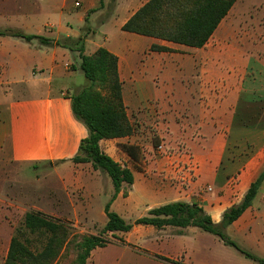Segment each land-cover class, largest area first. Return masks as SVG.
<instances>
[{
    "label": "crops",
    "instance_id": "1",
    "mask_svg": "<svg viewBox=\"0 0 264 264\" xmlns=\"http://www.w3.org/2000/svg\"><path fill=\"white\" fill-rule=\"evenodd\" d=\"M99 1L0 0V31L56 42L89 28L84 54L105 48L117 56L134 133L100 147L115 162L134 164L154 150V136L165 154L143 172L129 168L134 183L111 211L130 221L184 202L221 223L264 174V0H238L201 48L123 31L150 0H104L101 8ZM87 84L76 47L0 36V188L10 175L24 179L47 167L58 189L92 195L86 181L100 171L73 162L89 131L73 113L72 96ZM124 146L135 147L136 158ZM225 233L264 260V179ZM121 239L94 249L87 264H261L196 227L135 225Z\"/></svg>",
    "mask_w": 264,
    "mask_h": 264
},
{
    "label": "trees",
    "instance_id": "2",
    "mask_svg": "<svg viewBox=\"0 0 264 264\" xmlns=\"http://www.w3.org/2000/svg\"><path fill=\"white\" fill-rule=\"evenodd\" d=\"M237 1L150 0L131 17L122 30L192 48H201L213 36ZM99 2L101 8L104 0ZM96 10L90 11L89 14ZM90 32V29L86 28L84 35L77 40L64 39L56 42L44 37L27 35L18 30L0 31V36L15 37L26 42L39 40L45 46L57 45L69 49L76 47L80 52L81 70L88 85L72 96V109L75 117L87 127L89 136L81 142L80 152L73 162L91 163L95 170L107 174L112 181L115 190L113 198H115L124 184L133 185L134 173L105 154L100 142L129 137L134 133V127L129 121L123 101V85L117 56L105 48L98 49L92 55L84 54L85 40ZM153 49L170 51L166 47L154 46ZM123 148L136 158L135 147ZM263 179L264 174L251 185L239 204L224 213L223 220L219 224H215L205 210L196 204L170 203L151 210L148 216L133 223H128L116 212L111 211L110 204H107L105 207L107 223L101 235L81 238L78 245L79 253L73 264H86L94 249L109 244L110 242L103 235L128 233L135 225H149L156 228L196 227L220 237L226 245L264 264V260L240 249L225 233L226 228L238 220L252 205ZM24 227L31 235L41 239L40 246L33 245L34 242L24 239L18 232L11 238L3 264H56L74 237L67 222L37 211L26 213ZM121 242L124 241L121 239Z\"/></svg>",
    "mask_w": 264,
    "mask_h": 264
},
{
    "label": "rangeland",
    "instance_id": "3",
    "mask_svg": "<svg viewBox=\"0 0 264 264\" xmlns=\"http://www.w3.org/2000/svg\"><path fill=\"white\" fill-rule=\"evenodd\" d=\"M84 79H86L85 76ZM149 145L154 146V150L148 157L142 156L140 161L134 164L126 158H120L119 164L124 168H133L137 173L143 172L150 165L157 166L160 160L157 138L151 136ZM49 173L50 170L47 167L46 172L40 174L30 169L27 172L28 178L23 179L14 174L4 179L5 184L3 183V187L0 188V264L5 262L11 238L18 232L24 239L34 242L33 245L40 246L41 239L31 235L24 227L25 215L30 211L41 212L67 222L74 237L56 264H73L79 253L78 245L81 238L101 235L107 222L106 205L110 204L111 208L112 203L119 196V200H125L131 187V185L124 184L120 193L113 198L115 190L112 181L107 174L100 171V173L91 175L86 181L92 192V195L88 196L89 191L81 189L74 188L68 191L58 189L56 179ZM109 196L112 198L108 202ZM128 217L132 218L130 221L126 220L128 223L137 220L134 215ZM123 235L124 233L114 235L109 233L103 237L112 242L121 239Z\"/></svg>",
    "mask_w": 264,
    "mask_h": 264
},
{
    "label": "built area",
    "instance_id": "4",
    "mask_svg": "<svg viewBox=\"0 0 264 264\" xmlns=\"http://www.w3.org/2000/svg\"><path fill=\"white\" fill-rule=\"evenodd\" d=\"M157 149H158V152H159L160 155H164L165 154V149H164L163 146L160 145V146L157 147ZM189 161H190L189 162V167L191 168V171H193L194 168H195V166L192 163V160L191 159Z\"/></svg>",
    "mask_w": 264,
    "mask_h": 264
}]
</instances>
